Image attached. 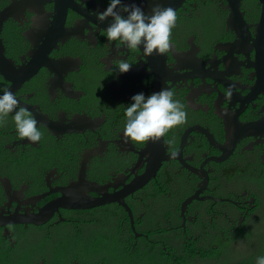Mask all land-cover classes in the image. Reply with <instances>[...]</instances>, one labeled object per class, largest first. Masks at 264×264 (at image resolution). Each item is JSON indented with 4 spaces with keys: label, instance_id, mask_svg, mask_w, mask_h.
<instances>
[{
    "label": "flooded vegetation",
    "instance_id": "1",
    "mask_svg": "<svg viewBox=\"0 0 264 264\" xmlns=\"http://www.w3.org/2000/svg\"><path fill=\"white\" fill-rule=\"evenodd\" d=\"M122 2L146 13L155 6L153 0ZM158 3L177 14L170 50L144 57L142 47L133 51L106 40L111 18L101 24L95 13L108 0H0V50L6 48L17 80L24 67L36 69L15 95L36 112L42 132L32 143L17 135L13 114L0 121V264H81L80 253L90 257L85 221L92 219L98 233L113 238L118 229L121 243L133 236L126 248L150 251L155 264H229L217 255L226 252L227 259L233 249L242 264L264 247V44H256L264 41L258 40L263 4ZM126 58L133 66L118 74L116 60ZM11 86L0 74V88ZM156 86L184 104L186 120L165 133L168 158L153 173L156 158L140 157L146 142L123 137L122 106ZM86 156L87 180L110 185V193L125 191L132 219L115 203L60 208L46 225L26 224L64 199L61 190L79 182ZM147 170L148 181L131 188ZM107 220L115 225L109 234L102 230ZM75 227L85 231L80 245L70 242ZM41 240L45 244L37 245ZM105 241L91 264H125L107 260L112 245Z\"/></svg>",
    "mask_w": 264,
    "mask_h": 264
},
{
    "label": "clouds",
    "instance_id": "2",
    "mask_svg": "<svg viewBox=\"0 0 264 264\" xmlns=\"http://www.w3.org/2000/svg\"><path fill=\"white\" fill-rule=\"evenodd\" d=\"M153 4L155 6L151 12L146 13L134 2L125 4L122 0H108L107 7L102 12L95 13V16L101 24L111 18V22L103 29V35L109 43L116 42L133 51L142 47L144 57L153 53L164 55L170 50V37L177 14L171 7L161 8L158 0H153ZM1 54L7 57L6 48H2ZM120 57H124L123 54H120ZM116 64L118 74L127 73L133 66L127 58L117 59ZM24 69L27 73L31 67ZM122 107L125 117L122 134L126 142L141 144L158 139L186 120L184 104L174 99L173 92L167 87L147 97L143 93L136 94L131 97L128 106ZM9 114H13L15 131L21 139H27L32 143L41 140L42 132L37 127L36 118L27 108L20 106L17 96L10 89L0 88V121ZM192 202L190 199L185 204L188 206ZM160 248L162 257L165 252L162 247ZM253 255L254 253L245 260L253 259ZM255 264H264V255L256 257Z\"/></svg>",
    "mask_w": 264,
    "mask_h": 264
},
{
    "label": "water",
    "instance_id": "3",
    "mask_svg": "<svg viewBox=\"0 0 264 264\" xmlns=\"http://www.w3.org/2000/svg\"><path fill=\"white\" fill-rule=\"evenodd\" d=\"M239 1L240 0H235ZM261 3L263 4V14H262V22L260 24V30L262 31V34L260 35V38L258 40H264V0H261ZM73 8H75L73 6ZM61 12V11H60ZM3 22L2 17L0 16V35H1V24ZM255 43V42H254ZM256 44H264L263 42L256 41ZM2 45V39L0 38V46ZM1 52V50H0ZM262 52V51H261ZM264 54V53H262ZM13 68V66L10 64V59L6 57L4 54L0 53V74L10 83H12V86L10 90L15 94L20 88L21 82H26L28 81L35 73L36 69H33L29 73H25V75L22 77L21 80H17V77L13 71H10ZM162 88L161 86H156L154 89V92L160 91ZM23 107V106H22ZM26 108V107H25ZM36 120L38 121V115L36 112L32 111L31 113ZM84 121L85 119L82 118ZM50 131L55 134L56 127L52 125H48ZM146 148L142 154H140V157L148 156L150 158H156L155 159V164L153 166L152 172L154 173L158 169H160L161 164L163 161L167 160V150L165 148V135L155 139V140H149L145 144ZM220 148V147H219ZM88 156L83 159L81 162V170H80V177H79V182L71 184L68 188L61 190L64 193V199H61L60 201L52 202L49 203L48 205L45 206L44 210L40 211V214L37 215L35 218L32 217L30 221L25 222L26 224H37L39 226L46 225L47 223L50 222L52 217L55 216L56 211H58L60 208H65V209H71V210H92L100 207L107 206L109 204H119L123 208L127 210V212H130V207L129 205L124 201L125 197V191H122L121 195L118 193H110V185H105L101 186L100 184L96 182H89L87 180V161H88ZM220 160V159H216ZM150 173L148 170L145 172L144 176L139 179L138 182L134 183L131 188H138L140 184H145L150 176ZM83 186V187H82ZM84 189V191H83ZM87 192L91 193H96L99 194V197L94 199ZM68 193V194H66ZM73 193V194H69ZM187 206V204H185ZM129 217L132 219V215L130 212ZM12 225V223H9ZM141 236V235H138Z\"/></svg>",
    "mask_w": 264,
    "mask_h": 264
},
{
    "label": "trees",
    "instance_id": "4",
    "mask_svg": "<svg viewBox=\"0 0 264 264\" xmlns=\"http://www.w3.org/2000/svg\"><path fill=\"white\" fill-rule=\"evenodd\" d=\"M97 222L96 219L92 220H86V230L90 233V239L88 241L89 247V255L90 257H84L82 258V253L78 255V259L81 262V264H91L92 261V254L94 252L99 251V247H101L103 244H105V240L109 239L111 242V254L112 256L108 255V259L110 260L111 257L114 259H125V264H140L143 259L147 258V264H155V261L151 260L152 254L150 251L146 250H138L137 248L134 251H131L130 248H126L128 245V242L130 239H133V236H130L128 238L127 242L121 243L120 238V232L117 229L115 236L112 238V236L104 235L102 231L98 233L97 229L94 227V224ZM84 230H79L77 227H75V231L73 235H70V242L71 245H80L82 240V235L84 234ZM112 238V239H110ZM150 238V236H149ZM148 242V241H146ZM108 247V252H110ZM156 246V245H155ZM163 259L168 258L167 254L162 255Z\"/></svg>",
    "mask_w": 264,
    "mask_h": 264
},
{
    "label": "rangeland",
    "instance_id": "5",
    "mask_svg": "<svg viewBox=\"0 0 264 264\" xmlns=\"http://www.w3.org/2000/svg\"><path fill=\"white\" fill-rule=\"evenodd\" d=\"M61 153H66V151L65 150H61ZM75 157V156H74ZM115 225L112 223H110V220H107V221H105L104 222V225H103V227H102V230H103V232L105 233V234H109L108 233V231L109 232H111V230L113 229V227H114ZM161 228H164V226L163 225H161ZM36 244L37 245H44V241L43 240H41V241H37L36 242ZM179 245H181V242H179L178 243ZM239 249H233V250H230V251H228L227 252V254L228 255H234L235 256V251H238ZM254 252V257H253V259H250L249 261L248 260H244L243 262H242V264H255V259H256V257H258V256H261V255H264V247H261V248H259L257 251H256V253H255V251H253ZM57 262V261H56ZM56 262L54 261H52V264H56Z\"/></svg>",
    "mask_w": 264,
    "mask_h": 264
},
{
    "label": "crops",
    "instance_id": "6",
    "mask_svg": "<svg viewBox=\"0 0 264 264\" xmlns=\"http://www.w3.org/2000/svg\"><path fill=\"white\" fill-rule=\"evenodd\" d=\"M112 239V238H110ZM226 254V252H221L219 253V255H217V258L222 259L225 262H229V264H236V262H238V260H236L235 256L230 255L227 257V259H224L223 256Z\"/></svg>",
    "mask_w": 264,
    "mask_h": 264
}]
</instances>
